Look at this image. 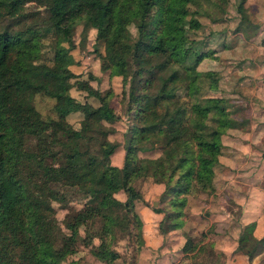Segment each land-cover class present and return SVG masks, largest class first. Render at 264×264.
Returning a JSON list of instances; mask_svg holds the SVG:
<instances>
[{
  "label": "trees",
  "instance_id": "trees-1",
  "mask_svg": "<svg viewBox=\"0 0 264 264\" xmlns=\"http://www.w3.org/2000/svg\"><path fill=\"white\" fill-rule=\"evenodd\" d=\"M27 1L0 0V264H82L70 259L80 246L96 260L114 264L121 256L112 241L116 219L127 228V264H138L144 239L136 206L144 200L134 180L150 178L160 185L159 204L144 205L163 213L162 220L182 219L193 189L213 190L221 136L237 123L232 115L239 109L209 94L220 88L219 71H194L203 59L214 57L215 50L205 46L207 38L198 39L196 33L202 16L213 23L224 20L208 10L219 5L215 0H35L43 17L38 10L10 14ZM244 1L236 4L241 24L248 21ZM80 20L95 29L93 51L100 70L120 76L124 86L126 64L120 56L127 50L142 47L162 54L171 68L166 76L150 74L132 82L141 70L131 73L123 93L130 124L123 133L121 166L110 161L119 142L104 135L101 154L86 155L82 133L67 121L74 112L85 120L112 123L119 118L110 104L111 91L102 93L90 83L95 76L79 78L69 67L70 46L62 42L70 45L72 26ZM48 34L51 54L46 57ZM180 74L184 81L179 83ZM73 86L98 104L74 98ZM38 94L53 99L50 115L36 108ZM147 102L172 106L178 119L157 128L163 143L154 157L141 155L155 150L141 146L147 139ZM73 201L81 208L61 225L54 203ZM244 241L249 240L241 233L238 250ZM259 250H264V237L253 242L249 258Z\"/></svg>",
  "mask_w": 264,
  "mask_h": 264
},
{
  "label": "rangeland",
  "instance_id": "rangeland-1",
  "mask_svg": "<svg viewBox=\"0 0 264 264\" xmlns=\"http://www.w3.org/2000/svg\"><path fill=\"white\" fill-rule=\"evenodd\" d=\"M215 1L218 3L219 7L210 5L208 10L213 16L218 18L221 17L224 20L214 24L210 18L205 16L200 17L203 25L202 28L197 31L196 37L198 39L207 38L206 42L208 43L205 44L207 48H218L221 50L220 46L223 43L227 45L235 44L233 47L236 46V48H231L229 49L230 51L222 50L221 56L219 57L220 59L214 60L213 57L203 59L194 71L198 72L199 74H205L208 70H217L216 66L222 68V71L219 72L218 78V84L220 88L219 90L209 91V94L218 98L220 102H224L226 100L228 104H231L230 108L232 109L238 108L239 110H236L235 113L245 120L246 116H248V112L246 110L249 111L250 109V102H248L249 100H246L245 96L250 94V88L243 85L235 88V85L230 83L231 79H228L227 81L226 75L228 70L229 73L234 71V68H232L230 63L235 62L236 65L242 63L241 61L243 59V55L240 56L241 53L237 52L238 50L245 47V51L248 50L250 52L251 46L264 42V0H245L243 2V8H245L246 13L248 14V21L246 20L242 22V24L240 21V12L236 8L238 0ZM32 10H38L39 12H42V14L40 13L39 15L43 17L44 10L35 0L27 1L22 7H16L12 9L10 14L14 15L18 12ZM259 12L261 14H259ZM236 26V31L241 33V35L239 33L234 34L236 32ZM220 30L225 31L224 35H218ZM224 36H226V40L223 39ZM69 38L70 45H68L65 40L62 42V44L64 46H70V69L75 74H77L79 78L83 79H86L88 74L91 73L96 78L90 81V83L95 88H98L102 93L111 91L112 95L110 104L119 118L112 123L98 120H85L83 119L81 113L74 112L67 116V121L82 133L83 137L81 139V148L86 155L97 153L101 154L100 141L105 135L108 139L119 142L117 149L110 155L111 163L115 164L116 162H122L124 155V150L122 147L124 143L123 133L125 132L127 125L130 124L127 113L125 112L126 106L123 100V93L130 82L131 73L133 71L135 72V70H141V73L138 76H135V78L131 79L132 82L135 81V79H139L140 76L143 78L145 76H149L150 74L155 76H166L168 73H170L171 68L169 66L167 67L166 60L162 54L149 53L145 48L142 47H138L134 50H127L120 56V59L124 60L126 64V85L124 86L120 76L109 77L107 72H102L100 70L99 58L93 51L95 29L91 28L86 20H80L73 24L72 35ZM248 39H253V41ZM223 40L224 42H222ZM51 41L52 36L50 34H48V36L43 40V51L44 56L46 57L47 55L51 54ZM235 49L236 52L234 51ZM224 76H226V78ZM179 79H181L178 80L179 83L184 81V78L181 76V74ZM157 81L158 80L155 81V84H157ZM229 91L232 93L237 91L238 94L234 96L228 94ZM245 91L247 94L244 93ZM179 92L181 95L184 94V90L179 89ZM70 94L79 101H87L94 106L98 104L96 98L86 95L85 91L79 90L75 86L70 88ZM227 95H230V97H226ZM52 103L53 99L49 97L41 94L35 95L34 104L43 116L50 115V106ZM147 109L148 116L146 123L144 124V128L147 132V139L141 143V146L153 145L155 150L141 153L142 157L155 156L160 151V144L163 143V135L156 133L157 128L159 126L170 127L178 121L177 117L172 115V106L167 107V105L163 104L154 105L151 102H147ZM245 131L246 128L244 127L237 131V136L240 139L237 142L239 144V149H236L238 152H233L229 147L222 149V154L218 157V160L220 161L217 165L216 174L213 178V190L200 193V191L194 189V191L187 197V201H191V207L195 206L194 202H201V198H203V207H223V209L228 208L227 211L224 210L219 212L217 216L215 215L216 218L220 219L219 222H212L210 224L209 221L214 216H210L208 213H205V215L202 214L203 210L201 213L198 211L189 212V210H187L188 206L186 207L187 204L185 205L183 209V218L186 217L189 222H185L184 219V223L188 227L182 230L184 234L192 237L191 240H193V242L199 241L200 244L196 243L199 246L198 250L187 252V254L185 253L181 256V259L175 261V264H196V262H201L204 264H247V258L243 252V249L251 247L253 243L252 238L248 242L244 241L243 249H237L235 253H229L231 256L229 259L223 254L222 247L221 249H215V246H218L222 243L221 240L218 239H220L221 236L224 235V232L228 230V222L225 220L230 218L229 210L231 211V208L241 210L242 205L246 204L247 211L245 214H243L244 219L251 221L256 215L263 218V220L260 221V224L254 228L255 232H252L253 237L256 238L264 234V191H260V193L258 189L252 187L247 189L246 186L247 183L251 184L250 180H252V183H255L254 185L259 184L264 190V180L258 181L259 177L252 178L258 167L264 168V162L261 165L259 161V152H261V154L264 152V145L260 146L259 148L255 147L258 148L259 152L253 149L249 150V148L248 151H246V149L243 148L247 142V139H244L243 137V133ZM234 136L235 135L229 134L227 131L221 137H225L224 139L226 141L224 139L223 141L227 142L229 137ZM260 136L261 135L258 133H254L255 139L253 140L258 143ZM262 136L263 137L261 140L264 141V134ZM246 153H249L250 156H245ZM251 172V175L253 176L249 179L247 175ZM133 183L135 187L137 189L139 188L142 194H144L143 200L147 198V200L142 202L140 201V203H138L139 205H144L146 202L151 204L154 201H157L159 191H155V188L152 187V181L150 178H138L134 180ZM195 194H197V196H195ZM200 194H202V197L199 196ZM116 196L118 198H123V195L121 194H116ZM138 204L136 208H138ZM158 204L159 203L157 201L156 205ZM162 205L163 204H160V206ZM54 208L56 211V217L58 218L61 225H63V222L71 221L74 214L81 208V204L77 201H73L70 205L54 203ZM249 208H251V210ZM233 212L235 213L233 214ZM239 212L241 211H232V219L237 216V221L241 222L239 217L242 214H238ZM171 221L174 224H178L177 220ZM179 225L181 226L182 224L180 223ZM163 229H165V231L169 230L167 223L165 222L161 223V232ZM174 229H177V226H174ZM126 231L127 228L124 223L119 221V219H116L114 221L112 241L113 247L121 254V256L114 262V264H127L129 260L128 255L130 254L131 248H128L126 245ZM214 235L216 237H214ZM166 237L168 238L169 234ZM94 242H97V239H94ZM216 242L219 243L216 245ZM177 248H180V246H177ZM163 250L165 249L163 248L162 252ZM175 252H177V250ZM148 256L149 253L146 250L144 252L145 260L142 257L139 258L140 264L143 263V260L144 264H148L146 261ZM77 258L80 259L82 264H105L102 261L96 260L90 254L88 248L82 246L79 247L78 252L71 256L70 259ZM165 260V257H163V259L159 257L155 264H166V262H164ZM259 260L261 264H264V250L259 257Z\"/></svg>",
  "mask_w": 264,
  "mask_h": 264
},
{
  "label": "crops",
  "instance_id": "crops-1",
  "mask_svg": "<svg viewBox=\"0 0 264 264\" xmlns=\"http://www.w3.org/2000/svg\"><path fill=\"white\" fill-rule=\"evenodd\" d=\"M259 14H261V13L259 12ZM214 24H216V23H214ZM224 33H225V31L222 30V32H219L218 35H220V34L224 35ZM236 33H239V32L236 31L234 34H236ZM239 34L241 35V33H239ZM223 39L226 40V36H224ZM224 40L222 42H224ZM248 40L253 41V39H248ZM234 45L235 44H228V45L225 43L221 44V46H220L221 50H219L218 48L214 49L215 53H214L213 59L214 60L220 59L219 57L221 56V53H222L221 51L222 50L230 51L229 49L236 48V46L233 47ZM237 48H238V46H237ZM243 49H240L237 51V52L241 53L240 56L243 55L242 56L243 59L241 61L242 63L239 65H236L235 62L230 63V65H232V68H234L233 69L234 71L232 73H229V70H228V73L226 76H227V81H228V79L232 80V81L230 80V83L234 84L235 88L240 87L241 85L250 88V94H247L246 91L244 92L245 94L248 95V96H245V98H246V100H249L248 102H250L249 103L250 109H249V111L246 110L248 112V114H247L248 116H246L245 120H243V118L239 117L238 114H236L235 112L233 113L232 116L236 120L237 123H236L235 127L228 130V133L233 134L235 136L229 137L227 142L223 141V139L225 137L224 138L221 137V142L223 144L222 149L225 147H227V148L229 147L233 152H238V150H236V149H239V147H238L239 144L237 142L240 139L237 136V134H238L237 131H239V129L244 127V128H246V131L243 133L244 134L243 137H244V139H247V142L245 143V146H243V148L246 149V151H248V148H249V150L253 149V150L259 152L258 148L260 146L264 145V141L261 140V138L263 137L262 135L264 134V42H261L257 45L254 44L253 46H251L250 52L248 50L245 51V47ZM234 51L236 52V49ZM216 67H217V70L219 72L222 71V68H220L219 66H216ZM226 76H224V77L226 78ZM228 94L236 96L238 93H237V91L235 93H232L229 91ZM226 97H230V95H227ZM254 133L255 134L258 133L259 135H261L258 143H256L253 140V139H255ZM255 147H258V148H255ZM259 154H260V160L259 161H260V164L262 165L264 162V159H263L264 158V152L262 154H261V152H259ZM245 156H250V154L246 153ZM123 157H124V155H123ZM148 157H154V156H148ZM122 160H123V158H122ZM219 161H218V164H219ZM122 164H123V161L122 162L120 161V162H116L114 165L121 166ZM217 165L215 167V174H216ZM251 174H252V172L247 175V177H249V179L254 175L252 178L259 177L258 181L264 180V168L258 167L256 169V172L253 175H251ZM250 182H251V184L247 183V185H246L247 189L252 187V188L258 189L259 192L264 191L262 189L261 185H259V184L254 185L255 183H252V180H250ZM152 187H154L155 191H157V192L161 190L160 185H158L157 183L152 182ZM193 191H194V189L191 191V193ZM143 196H144V194H143ZM195 196H197V194H195ZM199 196L202 197V194H200ZM201 199H202L201 202L198 201V203L193 201L195 206H192V207L190 206L191 201L190 200H189L190 202L187 201L188 202L186 205V207L188 206L187 210H189V212H197L198 211L200 213L203 210L202 214L205 215V213H208L210 216H214L209 221L210 224L212 222H219L220 219L216 218L217 214L221 211H224V210L227 211L228 208L223 209V207L218 208L216 206H209V208L203 207L202 202L204 201V199L203 198H201ZM144 200H147V198H145ZM201 204H202V206H201ZM243 205H242L241 210H238L235 208H231V211L229 210L230 218L228 220L224 219L226 222H228V230L226 232H224V235L221 236L220 239H218V240H221L222 243L218 246H215V249H219V248L221 249V247H222L223 248L222 252L225 256L228 257V259L231 257L229 253H231V252L235 253V251L237 250V246H238L237 240H238L241 232H242V234H244L247 237V239L249 241L252 238L253 242L264 237V234H262L259 237L254 238L253 234H252V232H255L254 228L260 224V221L263 220V218L256 215L251 221H247L243 217V214H245L247 211L246 204L244 206ZM189 206H190V208H189ZM249 209L251 210V208H249ZM236 210L241 211L238 213V214H240V213L242 214L239 217L241 222L237 221V218H238L237 216H235L232 219L233 214L235 213V212H233V214H232V211H236ZM136 211L142 220V235H143V239H144V243H143V245L139 251V254H138V259H137L138 264H140L139 258L142 257L144 259V252L146 250L149 253V256L146 258V261L148 264H155L156 260H158L159 257H161L162 259H163V257H165L166 260L164 262H166V264H175V261L181 259V256L184 255L185 253L187 254V252H190L193 250H195V251L198 250L199 246L196 243L200 244V242L194 241L195 242L194 243L193 240H191L192 237L184 234V232L182 230V229L188 227L184 223V219H185V222L188 221L186 217L181 219L180 223L182 225L181 226L179 225V226H177V229H174V227H170V224L172 223L171 220H173V219L162 220L163 219V213L154 212L149 206L138 204V208H136ZM176 220L179 222L180 219H176ZM163 222L167 223L169 230L165 231V229H163V231L161 232V223H163ZM172 224H174V223H172ZM168 234H169V237L167 238L166 236ZM163 236H164V238H163ZM214 237H216V236L214 235ZM201 243H203V242H201ZM218 243L219 242H216V245ZM252 245H253V243H252ZM252 245H251V247H252ZM177 246H180L181 249L177 248ZM251 247L243 249V252L247 258V264H261L259 257L261 255V253L263 252V250L257 251L255 254H253L249 258L248 254H249ZM163 248L165 250H163V252H162ZM176 250H177V252H175ZM144 260H143L142 264H144Z\"/></svg>",
  "mask_w": 264,
  "mask_h": 264
},
{
  "label": "water",
  "instance_id": "water-1",
  "mask_svg": "<svg viewBox=\"0 0 264 264\" xmlns=\"http://www.w3.org/2000/svg\"><path fill=\"white\" fill-rule=\"evenodd\" d=\"M156 203H157V201H154V202H153V205H156Z\"/></svg>",
  "mask_w": 264,
  "mask_h": 264
}]
</instances>
